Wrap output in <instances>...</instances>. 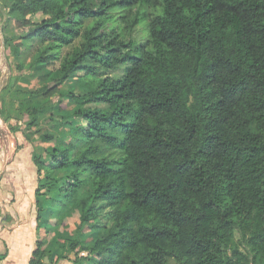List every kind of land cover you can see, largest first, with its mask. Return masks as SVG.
Listing matches in <instances>:
<instances>
[{
	"label": "trees",
	"instance_id": "16d2710c",
	"mask_svg": "<svg viewBox=\"0 0 264 264\" xmlns=\"http://www.w3.org/2000/svg\"><path fill=\"white\" fill-rule=\"evenodd\" d=\"M0 2L44 74L1 105L78 102L32 159L28 264H264V0Z\"/></svg>",
	"mask_w": 264,
	"mask_h": 264
},
{
	"label": "rangeland",
	"instance_id": "374dc122",
	"mask_svg": "<svg viewBox=\"0 0 264 264\" xmlns=\"http://www.w3.org/2000/svg\"><path fill=\"white\" fill-rule=\"evenodd\" d=\"M2 6L0 2V93L3 88L9 87L14 90H33L36 91L43 79L44 74L39 77L35 72H33L34 58L29 53L28 44L23 42L20 47L14 45L11 42V38L14 36H19L22 32L26 31V29H16L13 23L7 18V13L5 11V7ZM10 40V41H9ZM23 45V46H22ZM25 46V47H24ZM23 47V48H22ZM27 48V49H26ZM68 50H65L67 52ZM18 53V55H15ZM16 64H23L25 67V71L23 72L24 76H17L18 72L16 69ZM40 68V67H38ZM43 70H46L45 73L49 75V72L43 67ZM40 71V69H37ZM41 72V71H40ZM44 80V79H43ZM78 83L76 80L67 81L61 88L60 92L63 93H71L73 95H79L83 93L85 88L84 83H88V80H79ZM42 83V82H41ZM20 94L16 92V97L12 98L11 101L16 100V104L18 99H20ZM1 98V97H0ZM26 98V96L24 97ZM23 98V99H24ZM21 100V104L22 101ZM28 99V98H26ZM35 102H40L42 106H44L45 110L41 107V110H44L43 114H41L37 120L36 126L30 128L28 126L29 119H27L23 113L17 109L15 106H9L7 103L1 105L0 102V229H13L18 227V229H31L37 227L35 221V199L34 190L36 188V175H35V167L32 164V159L34 156H37V152H40L38 155L40 158L43 157V153L46 152L45 140H41V136L51 134L52 136L62 135L64 130L65 120L56 121L58 118L56 116H64L67 118L65 110H72L78 104L77 101L71 100L68 97H53L50 103H45L43 105V101L41 98L34 99ZM50 106H53L49 109ZM39 108V107H38ZM46 145V146H43ZM36 147H40L39 150L35 149ZM42 148V149H41ZM37 154V155H36ZM21 159V162L25 164H30V175L27 177V180L30 179L35 184L32 186L33 191L28 189V193L25 196V200H29V193L31 192V200L26 201L25 207L21 210V203H14L13 200L11 202L6 201L7 197L12 196L7 192L9 190L6 187L5 183L8 180H4L6 178L7 169H11L14 172H18L17 169L12 166L13 162H16V159ZM29 157V158H28ZM30 160V161H29ZM29 166V165H28ZM19 196V195H18ZM16 201L15 195L13 196ZM33 200V201H32ZM32 201V202H31ZM23 208V207H22ZM64 223V222H63ZM67 229L70 233L63 237L61 234H57L54 238L51 239L50 248H54L58 244H62V240L64 238L75 239L77 238V234L72 233L70 223H67ZM39 226V225H38ZM50 230H55V228H50ZM56 234V232H55ZM40 235L37 234L39 238ZM1 242V240H0ZM2 245L0 247V252H2L5 247ZM53 250V251H54ZM56 252V251H55ZM80 255H85L84 253ZM65 259L60 260L58 263L51 262V264H72L74 255H65ZM46 262L45 264H47Z\"/></svg>",
	"mask_w": 264,
	"mask_h": 264
},
{
	"label": "crops",
	"instance_id": "0c3cea01",
	"mask_svg": "<svg viewBox=\"0 0 264 264\" xmlns=\"http://www.w3.org/2000/svg\"><path fill=\"white\" fill-rule=\"evenodd\" d=\"M28 165L21 162V159L18 156L16 162L12 163V166H14L18 172L7 169L5 176L6 178H4V180H8V182L5 183L6 187L9 188L7 192H9V194L12 196L11 200H9L10 196L7 197V200H5V202H11L13 200V204L21 203V210L24 209L26 201H29L30 203L32 193H29V200H25V196L27 195L30 186V189L33 191L32 186L35 184L34 182H32V180H27V177L30 175V164ZM14 195L15 198H17L16 201L13 198ZM36 239V227H34L32 231L31 229L20 230L18 229V227L7 230L0 229V247L2 245H5L4 250H6V256L4 258H0V264H28V260L32 250L34 249ZM2 252H0V254Z\"/></svg>",
	"mask_w": 264,
	"mask_h": 264
},
{
	"label": "water",
	"instance_id": "95a60500",
	"mask_svg": "<svg viewBox=\"0 0 264 264\" xmlns=\"http://www.w3.org/2000/svg\"><path fill=\"white\" fill-rule=\"evenodd\" d=\"M44 261H45V263H46V262H48V258H45V260H44Z\"/></svg>",
	"mask_w": 264,
	"mask_h": 264
}]
</instances>
